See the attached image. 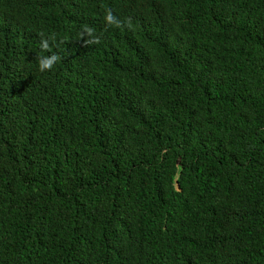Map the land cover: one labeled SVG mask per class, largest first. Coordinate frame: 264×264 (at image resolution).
Here are the masks:
<instances>
[{
	"label": "trees",
	"instance_id": "16d2710c",
	"mask_svg": "<svg viewBox=\"0 0 264 264\" xmlns=\"http://www.w3.org/2000/svg\"><path fill=\"white\" fill-rule=\"evenodd\" d=\"M0 264H264V0H0Z\"/></svg>",
	"mask_w": 264,
	"mask_h": 264
},
{
	"label": "clouds",
	"instance_id": "9594fccd",
	"mask_svg": "<svg viewBox=\"0 0 264 264\" xmlns=\"http://www.w3.org/2000/svg\"><path fill=\"white\" fill-rule=\"evenodd\" d=\"M109 15H108V19L110 20L111 19V10L108 11ZM129 26H130V18H129ZM43 35V34H41ZM46 47V45H45ZM57 59V56L56 55H53V57L51 59H48V60H42V59H39V65H40V70L41 71H44L45 69L47 70H51L54 63L53 61Z\"/></svg>",
	"mask_w": 264,
	"mask_h": 264
}]
</instances>
